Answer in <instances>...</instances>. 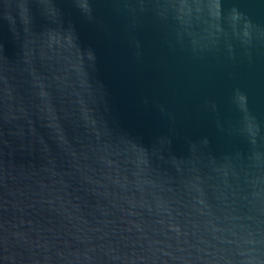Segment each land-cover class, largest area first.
Segmentation results:
<instances>
[{"label": "water", "instance_id": "water-1", "mask_svg": "<svg viewBox=\"0 0 264 264\" xmlns=\"http://www.w3.org/2000/svg\"><path fill=\"white\" fill-rule=\"evenodd\" d=\"M0 264H264V0H0Z\"/></svg>", "mask_w": 264, "mask_h": 264}]
</instances>
